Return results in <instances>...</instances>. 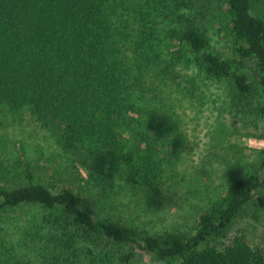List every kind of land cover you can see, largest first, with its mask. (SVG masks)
Segmentation results:
<instances>
[{
  "label": "trees",
  "instance_id": "obj_1",
  "mask_svg": "<svg viewBox=\"0 0 264 264\" xmlns=\"http://www.w3.org/2000/svg\"><path fill=\"white\" fill-rule=\"evenodd\" d=\"M216 6L231 38L227 56L209 48L201 0H0V109L61 121L57 145L83 160L89 190L158 192L174 180V164L138 122L145 72L167 71L161 43L178 46L177 58L187 52L205 78L226 80L236 105L257 89L254 113L264 123V0L257 10L251 0ZM122 127L132 129L133 151L117 140ZM256 154L191 227L159 236L102 217L83 192L25 166L16 181L0 180V264H264L243 236L209 244L264 192V149ZM23 206L34 209L29 218L5 216Z\"/></svg>",
  "mask_w": 264,
  "mask_h": 264
},
{
  "label": "rangeland",
  "instance_id": "obj_2",
  "mask_svg": "<svg viewBox=\"0 0 264 264\" xmlns=\"http://www.w3.org/2000/svg\"><path fill=\"white\" fill-rule=\"evenodd\" d=\"M201 1L208 12L203 30L209 48L227 56L231 38L221 7L216 6L218 0ZM251 1L257 10L260 0ZM164 26L168 27L167 22ZM177 48L161 43L160 65H166L167 71L158 73L157 65L145 72L147 93L138 122L140 132L155 141L157 156L174 164L171 183L150 194L123 189L111 198L89 190L83 160L63 153L57 145L61 121L38 122L26 112L11 116L5 108L0 109V167L4 170L0 180L16 181L28 166L45 179L53 178L60 189L83 192L99 215L120 226L157 236L187 230L230 184L250 171L256 151L264 149V141L258 137L264 123L254 113L260 99L257 89L244 104H234L226 80L205 78L187 52L184 58L173 55ZM130 132V127H122L117 135L125 151L136 146ZM33 213L34 209L23 206L5 216L18 220ZM235 236H243L251 248L264 253V192L209 244L222 248Z\"/></svg>",
  "mask_w": 264,
  "mask_h": 264
}]
</instances>
